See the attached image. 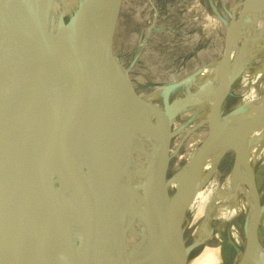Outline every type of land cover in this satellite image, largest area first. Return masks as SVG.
Wrapping results in <instances>:
<instances>
[{
	"label": "water",
	"instance_id": "obj_1",
	"mask_svg": "<svg viewBox=\"0 0 264 264\" xmlns=\"http://www.w3.org/2000/svg\"><path fill=\"white\" fill-rule=\"evenodd\" d=\"M122 1L82 0L84 27L69 28L60 19L67 38L59 44L49 30L42 0H0V234L27 264H135L128 222L139 187L135 133L138 141L142 136L153 139L144 119L137 129L133 127L134 111L149 98L136 93L129 69L114 51ZM246 8L227 30L221 75L225 97L243 71L235 75L231 64L239 41L233 33L247 16ZM201 70L164 91L174 92ZM31 89L38 93V107ZM222 105L223 99L207 140L189 163L194 171L197 159L213 149ZM93 106L109 109L119 124L110 149L89 114ZM245 112L242 107L232 117ZM35 121L46 135L40 134ZM263 121L264 114L247 118L237 132L236 146ZM84 151L97 162L91 182L74 159V154ZM168 156L166 145L139 203V218L147 246L156 252V264H183L208 243L203 240L180 251L167 241L166 223L186 209L177 214L169 211L160 238L154 239L149 231L148 213L162 196ZM59 182L70 191L74 209ZM253 183L258 213L254 234L259 241L264 206L255 176ZM76 248L82 253L74 260L71 254Z\"/></svg>",
	"mask_w": 264,
	"mask_h": 264
},
{
	"label": "bare ground",
	"instance_id": "obj_2",
	"mask_svg": "<svg viewBox=\"0 0 264 264\" xmlns=\"http://www.w3.org/2000/svg\"><path fill=\"white\" fill-rule=\"evenodd\" d=\"M24 1L27 3L30 0ZM243 4L248 9L247 16L233 33L234 39L241 38L242 45L233 55L231 70L236 75L245 67L240 79L243 87L248 86L250 89L244 95L240 105L247 108L246 116L232 123L226 119L233 108L229 104V99L225 97L221 79L225 67L224 59L207 65L197 77L174 92L168 93L163 90L154 94L145 105L141 106V109L133 113L134 129H137L139 121L144 119L153 135H151L153 140L142 136L138 141L139 134L135 133L139 187L128 219L129 240L135 264H156L157 262L156 252L147 246L146 236L141 226L142 221L139 218V203L148 183L152 181L158 160L165 151L167 131L179 115H187L192 121L197 120L198 125L210 133L218 104L222 99L221 121L216 129V137L213 139V149L210 148L205 156L197 159V170L194 171L189 168V163L192 159L196 160L201 150L200 146L199 149L191 152L187 164L176 175L174 174V177L165 181L159 203L155 204L148 213L149 231L154 239L160 238V230L164 220L169 216V211L177 214L186 209L185 214L166 223L167 241L180 251L203 240L215 242V244L218 242V244H205L197 258L191 261L186 258L183 264H220V247L225 242L237 250L234 264H264V246L254 234L258 213L253 183L256 170L260 165V163L255 165V162L264 147V121L244 139L241 145L235 144L237 132L247 118L264 114V95L257 98L256 91L252 87L264 75V1L245 0ZM41 5L49 30L59 44L67 38V30L60 25V19H64L69 28L72 24V26L84 27L80 16L82 0H42ZM251 8L254 13L250 11ZM240 16L241 13L238 11L235 18H230L232 20L228 22L227 28L229 29ZM144 43L143 40L140 48ZM258 57L263 58L261 66L255 65ZM31 94L38 107L40 101L37 91L31 89ZM89 114L99 132L103 133L101 141L107 149H110L119 129L113 113L107 108L93 106L89 108ZM35 123L38 125L40 134L46 135L45 130H41L40 123L38 121ZM50 135L49 132L47 136ZM231 152L236 155L233 167L228 175L220 177L217 168L223 158ZM74 159L81 166L88 182H91L97 167L92 153L79 152L74 154ZM168 159L170 161V156ZM57 186L69 206L74 209L73 197L66 185L59 182ZM242 188L250 193V202L242 197L246 194L243 193ZM81 253L76 248L71 257L77 260ZM0 264H27L14 249L6 245L1 234Z\"/></svg>",
	"mask_w": 264,
	"mask_h": 264
},
{
	"label": "rangeland",
	"instance_id": "obj_3",
	"mask_svg": "<svg viewBox=\"0 0 264 264\" xmlns=\"http://www.w3.org/2000/svg\"><path fill=\"white\" fill-rule=\"evenodd\" d=\"M197 1H122L114 38V51L122 65L129 69L133 86L140 97L150 98L166 87L189 78L207 65L224 57L227 24L236 17L238 11L242 14L245 0ZM231 17L232 19H230ZM258 29H261V25ZM143 40L145 43L140 48ZM241 45L240 38L233 53L238 52ZM262 64L263 58L258 57L255 65L261 66ZM240 78L234 82L227 95L229 104L233 108L226 117L227 120L230 119V123L247 115L245 112L237 117H232L234 113L244 107L240 104L250 89L248 86L243 87ZM252 87L256 91L257 98L262 97L264 95V75ZM167 132V149L170 161L166 180H170L187 164L191 152L203 145L209 133L204 127L198 125L197 120L192 121L187 115H179ZM100 135L102 137L103 133ZM261 152L255 162V165L260 163L256 170L255 180L260 202L264 204V147ZM235 157V153L231 152L223 158L217 168L220 177L229 174ZM242 191L246 193V196L242 197L250 202V193L243 188ZM258 238L264 246V214L258 229ZM217 244L218 242L212 245ZM204 247L195 250L189 258L190 261L197 258ZM220 250L222 259L220 264H234L236 251L233 247L225 242L221 245Z\"/></svg>",
	"mask_w": 264,
	"mask_h": 264
},
{
	"label": "flooded vegetation",
	"instance_id": "obj_4",
	"mask_svg": "<svg viewBox=\"0 0 264 264\" xmlns=\"http://www.w3.org/2000/svg\"><path fill=\"white\" fill-rule=\"evenodd\" d=\"M212 244H215V243H212ZM234 249V248H233ZM235 250V249H234ZM236 251V256H237V250H235ZM220 257H221V255H220ZM221 261H222V259H221Z\"/></svg>",
	"mask_w": 264,
	"mask_h": 264
}]
</instances>
